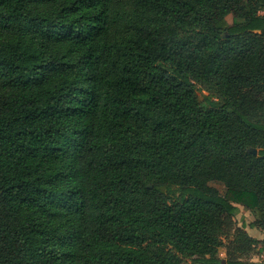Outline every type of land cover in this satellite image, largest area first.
Segmentation results:
<instances>
[{
  "label": "trees",
  "instance_id": "1",
  "mask_svg": "<svg viewBox=\"0 0 264 264\" xmlns=\"http://www.w3.org/2000/svg\"><path fill=\"white\" fill-rule=\"evenodd\" d=\"M247 227L264 0H0V264H264Z\"/></svg>",
  "mask_w": 264,
  "mask_h": 264
},
{
  "label": "rangeland",
  "instance_id": "2",
  "mask_svg": "<svg viewBox=\"0 0 264 264\" xmlns=\"http://www.w3.org/2000/svg\"><path fill=\"white\" fill-rule=\"evenodd\" d=\"M201 94H206L204 91L198 93L199 95V99H202V95ZM256 152V151H255ZM209 185H211L212 187L216 188L217 191L220 194H224L225 192V186L222 182L217 181V180H213L209 182ZM177 194V193H175ZM254 219V216L248 211L246 210L244 207H239V212L236 214V216L234 217V225L237 227H241L243 222H248V221H252ZM246 231L253 237H255L258 240H263L264 239V232L257 230V229H253V228H246ZM225 241V243H228L227 239H223ZM260 247V245L253 251L252 254H250V259L252 261L255 262H259V261H264V252H259L258 248ZM219 257L222 259L226 258V254H225V248L222 247L220 249V253H219Z\"/></svg>",
  "mask_w": 264,
  "mask_h": 264
},
{
  "label": "water",
  "instance_id": "3",
  "mask_svg": "<svg viewBox=\"0 0 264 264\" xmlns=\"http://www.w3.org/2000/svg\"><path fill=\"white\" fill-rule=\"evenodd\" d=\"M254 153H256V152L254 151ZM221 264H225L224 260H222Z\"/></svg>",
  "mask_w": 264,
  "mask_h": 264
}]
</instances>
